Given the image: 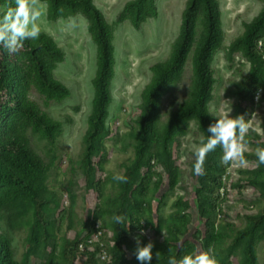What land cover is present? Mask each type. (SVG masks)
I'll return each mask as SVG.
<instances>
[{
  "label": "trees",
  "instance_id": "trees-1",
  "mask_svg": "<svg viewBox=\"0 0 264 264\" xmlns=\"http://www.w3.org/2000/svg\"><path fill=\"white\" fill-rule=\"evenodd\" d=\"M13 1L0 0V6L7 7L0 14V208L11 196L28 200L33 207L32 238L37 243H47L51 236L46 221L49 201L39 193L37 179L41 162L15 132L18 128L33 126L50 141L55 140L60 124L38 111L25 94L28 86L34 82L38 91L48 99L58 100L68 95L67 88L56 81L52 73L55 63L63 59V54L50 37L44 34L30 37L19 28L17 18L20 11ZM46 1L53 18L78 12L87 16L99 47V66L94 80L95 98L85 139L83 167L87 187L96 193L101 205L107 200V179L96 176L106 172L108 161L102 138L106 134V120L112 102L110 85L114 76V46L111 33L104 15L93 0ZM125 13L132 24L139 28L148 17L157 15L156 0H134L126 5ZM198 24L202 28L199 37ZM222 39L218 1L188 0L172 52L167 61L152 67V79L142 94L135 155L125 168L119 204L114 210L112 264H229L221 253L233 228L230 223H223L230 164L226 150L231 139L239 138L247 144L264 147L258 132H245L250 113L256 105L264 102V9L245 25L244 33L233 45L243 52L250 63V70L233 90L236 102L227 131L215 125L209 109L216 82L212 62ZM191 53L192 85L189 95L169 120L160 125L164 97L182 79ZM190 121L197 123L203 135V150L194 165L197 210L205 228L201 244L203 254L200 257L192 244L186 243L176 249L180 237L188 233L191 224L189 204L185 198L177 197L172 205L173 211L167 217L161 215L158 209L155 218L153 207L156 195L164 184L163 175L156 171L159 164L165 169L169 189L175 191L178 188L182 170L173 159L170 144L179 132L187 129ZM102 152L95 162L94 157ZM242 158L256 161L258 166L254 172L242 171L249 177L240 179L238 186L242 188L244 184H251L264 196V158L253 153H244ZM102 214L94 215L89 228L90 236L99 235L98 243H77L68 252L69 257L80 250L79 246L81 249L84 246L96 247L90 254L88 264H98L94 256L100 250L109 254L104 248L105 234L99 226ZM65 215L66 211L60 214L61 221ZM249 219L250 227L238 233L235 244L244 243L247 264H258L255 234L264 223V215ZM146 225L158 234L165 233L151 243L143 234ZM233 248L234 245L231 251ZM128 254L130 257L127 258ZM0 264H17L10 242L1 233Z\"/></svg>",
  "mask_w": 264,
  "mask_h": 264
},
{
  "label": "rangeland",
  "instance_id": "rangeland-1",
  "mask_svg": "<svg viewBox=\"0 0 264 264\" xmlns=\"http://www.w3.org/2000/svg\"><path fill=\"white\" fill-rule=\"evenodd\" d=\"M132 1L134 0H93L104 15L114 46V76L110 85L112 102L106 120V134L102 138L108 161L106 172L96 176L107 179V200L101 205L96 193L87 187L83 167L85 139L95 98L94 80L99 66V47L90 19L80 12L53 18L46 0L13 1L20 11L17 18L19 28L30 37L40 34L50 37L63 54V59L55 63L52 73L54 79L68 90V95L58 100L42 95L34 82L26 90V99L48 119L59 123L60 128L54 141L34 130L33 126L18 128L15 132L40 159L38 189L42 197L49 201L46 221L49 223L51 234L47 243L35 242L32 238L33 207L26 199L14 196L6 198L0 208V233L10 242L17 264H88L90 254L96 247L84 246L81 249L79 246L80 252L73 253L70 257L68 252L73 250L77 243H98L96 236H90L89 228L94 215L99 212L103 213L99 226L105 234L104 248L109 257L100 250L94 259L98 264H112L114 210L119 204L125 168L135 155L142 94L152 79V67L169 58L179 36L188 2L156 0L157 15L148 17L136 28L125 16V7ZM217 1L221 11L223 39L212 62L216 82L214 99L209 109L215 125L227 131L236 102L233 90L250 70V63L243 52L233 45L244 33L245 25L264 9V0ZM6 8L0 6V14ZM201 30V25L198 24L197 37ZM191 85L192 53L182 79L164 97L160 125L165 124L171 114L187 99ZM263 124L264 102L256 105L250 113L245 132L254 130L264 141ZM170 150L182 170L181 180L178 188L171 191L165 169L161 164L156 167V171L164 177V184L153 202L155 218L158 209L161 215L167 217L173 211L172 205L177 197L183 196L189 204L191 224L188 233L180 237L176 249L186 243L192 244L200 257L203 254L201 244L205 228L197 210L194 165L203 150V135L195 121H190L187 129L174 137ZM244 153H253L264 158V147L247 144L239 138L231 139L226 150L230 164L223 223L228 222L233 228L221 253L222 258L229 264H247L244 243L235 244V239L240 231L250 227V217L264 215V196L260 190L251 184H244L242 188L238 186L240 179L249 177L242 171L254 172L258 166L256 161L244 160ZM101 154L103 152L94 157L95 162ZM63 211H66V215L61 221L59 216ZM128 229L129 225L126 226V230ZM164 233L158 234L148 225L143 230V234L151 243ZM255 240L258 264H264V223L256 230Z\"/></svg>",
  "mask_w": 264,
  "mask_h": 264
},
{
  "label": "built area",
  "instance_id": "built-area-1",
  "mask_svg": "<svg viewBox=\"0 0 264 264\" xmlns=\"http://www.w3.org/2000/svg\"><path fill=\"white\" fill-rule=\"evenodd\" d=\"M99 235H97L96 237H98Z\"/></svg>",
  "mask_w": 264,
  "mask_h": 264
}]
</instances>
